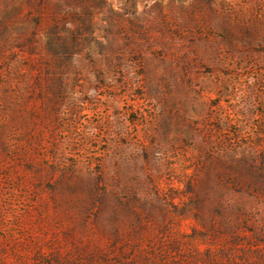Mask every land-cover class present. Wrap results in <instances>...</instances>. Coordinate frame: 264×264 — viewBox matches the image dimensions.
<instances>
[{"label": "rangeland", "instance_id": "1", "mask_svg": "<svg viewBox=\"0 0 264 264\" xmlns=\"http://www.w3.org/2000/svg\"><path fill=\"white\" fill-rule=\"evenodd\" d=\"M0 264H264V0H0Z\"/></svg>", "mask_w": 264, "mask_h": 264}]
</instances>
